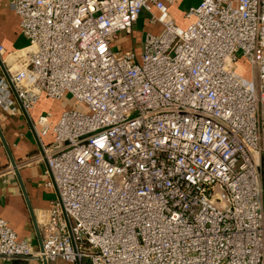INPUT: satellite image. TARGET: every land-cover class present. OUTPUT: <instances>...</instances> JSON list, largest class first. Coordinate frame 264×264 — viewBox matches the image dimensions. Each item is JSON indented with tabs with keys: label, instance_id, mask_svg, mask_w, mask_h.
<instances>
[{
	"label": "built area",
	"instance_id": "2783aa9c",
	"mask_svg": "<svg viewBox=\"0 0 264 264\" xmlns=\"http://www.w3.org/2000/svg\"><path fill=\"white\" fill-rule=\"evenodd\" d=\"M171 2L10 1L28 43L0 42V107H76L35 121L43 249L0 218V264H264V0H202L186 27ZM144 12L160 33L115 49Z\"/></svg>",
	"mask_w": 264,
	"mask_h": 264
},
{
	"label": "crops",
	"instance_id": "0c3cea01",
	"mask_svg": "<svg viewBox=\"0 0 264 264\" xmlns=\"http://www.w3.org/2000/svg\"><path fill=\"white\" fill-rule=\"evenodd\" d=\"M11 0H0V42L6 51H13L27 45L28 40L21 34L19 17L10 7ZM202 0H172L169 3V11L174 23L181 27H186L191 19L185 17V12L193 6H197ZM144 14V15H143ZM138 23L134 26L131 33H126L122 37H127L124 45H117L115 35L112 45L121 50L141 51L143 40L148 32L160 33L163 29L161 23H152L150 14L144 12ZM142 24L141 43L136 42L133 46L129 40L130 35H136L134 29ZM138 45V47H136ZM4 73L0 66V74ZM54 100L43 95L37 105L28 115H25L19 102L17 106L19 113L12 115L4 112L0 107V218L9 222L10 226L17 233L19 239H28L35 248H40L38 234L35 223L31 216L27 199L24 195L21 181L27 193L28 201L34 211L37 224L39 225V216L41 210H48L51 201L57 196L56 189L47 185L49 177L47 175L48 163L45 152L42 148L40 138L38 137V128L35 121L40 115L49 114L50 123H55L62 112L66 109L76 107L75 101L67 98ZM31 124H30V122ZM9 148L7 150L3 140ZM52 140L51 135L43 137L42 141L49 144ZM14 159L21 181L18 178L13 165ZM41 234V231H40ZM1 264H29L24 259H6ZM36 264V263H35ZM39 264V263H37ZM44 264V263H43ZM49 264H69L64 260L58 259ZM81 264H89L87 261Z\"/></svg>",
	"mask_w": 264,
	"mask_h": 264
},
{
	"label": "water",
	"instance_id": "95a60500",
	"mask_svg": "<svg viewBox=\"0 0 264 264\" xmlns=\"http://www.w3.org/2000/svg\"><path fill=\"white\" fill-rule=\"evenodd\" d=\"M0 66H1V68L3 69L4 74L6 75V77H7L8 80H9V75H8V73H7V70H6V68H5V65H4V63H3L1 57H0ZM12 88H13V87H12ZM13 91H14V93H15V90H14V89H13ZM15 94H16V93H15ZM18 102H19V104H20V106H21V108H22L24 114H25V115H28L27 111H26V110L24 109V107L22 106L21 101L18 100ZM29 122H30V121H29ZM30 124H31V122H30ZM0 133H1V131H0ZM1 135H2V134H1ZM2 140H3V142H4V144H5L6 148H7V150L9 151V148H8V146L6 145V142L4 141L3 135H2ZM12 165H13V168H14V170H15V172H16L18 178H19L20 181H21V177H20V174H19V170H18V167H17V165H16L14 159H12ZM21 185H22V188H23L24 195H25V197H26V199H27V203H28V205H29V210H30L31 216H32L33 221H34V223H35L36 232H37V234H38V238H39L40 248L43 249L42 237H41L40 230H39V227H38V224H37V220H36V217H35L34 211H33L32 207H31V205H30V203H29V201H28L27 193H26V191H25V189H24V185H23L22 181H21ZM56 192H57V195L59 196V193H58V191H57V188H56ZM44 264H49V263H48V261L45 260V261H44ZM76 264H81V260H77V261H76Z\"/></svg>",
	"mask_w": 264,
	"mask_h": 264
},
{
	"label": "rangeland",
	"instance_id": "374dc122",
	"mask_svg": "<svg viewBox=\"0 0 264 264\" xmlns=\"http://www.w3.org/2000/svg\"><path fill=\"white\" fill-rule=\"evenodd\" d=\"M144 15V14H143ZM142 24L140 23L135 29H134V31L135 32H138V34H136V35H130L129 36V40H130V42H131V44L133 45V46H135V44H137L136 42H140L141 43V33H142ZM132 31H129V32H125V33H122V34H118L119 36L117 37V41H119V42H117V45L119 46V47H121V45L123 44L124 45V42H125V40L126 39H128L126 36L125 37H122V35H125L126 33H131ZM121 44V45H120ZM136 47H138V45L136 46ZM115 49H117L118 50V47L117 48H115ZM120 49V48H119ZM124 50V49H123ZM247 75H249V72H248V74ZM67 98H70V96H68Z\"/></svg>",
	"mask_w": 264,
	"mask_h": 264
},
{
	"label": "trees",
	"instance_id": "16d2710c",
	"mask_svg": "<svg viewBox=\"0 0 264 264\" xmlns=\"http://www.w3.org/2000/svg\"><path fill=\"white\" fill-rule=\"evenodd\" d=\"M239 71L244 74L247 75L248 74V68L247 65L243 64L242 67L239 69Z\"/></svg>",
	"mask_w": 264,
	"mask_h": 264
}]
</instances>
